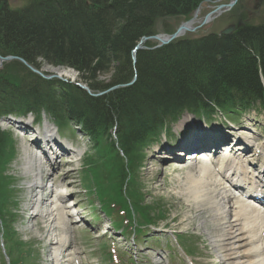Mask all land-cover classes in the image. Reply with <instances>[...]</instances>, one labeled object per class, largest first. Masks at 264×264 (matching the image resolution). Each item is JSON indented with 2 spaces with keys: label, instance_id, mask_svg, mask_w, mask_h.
<instances>
[{
  "label": "trees",
  "instance_id": "16d2710c",
  "mask_svg": "<svg viewBox=\"0 0 264 264\" xmlns=\"http://www.w3.org/2000/svg\"><path fill=\"white\" fill-rule=\"evenodd\" d=\"M205 1L32 0L13 11L7 0H0L4 56L20 57L39 69L77 71L93 92L126 85L136 75L132 86L100 98L88 96L75 85L64 86L59 96L54 93L58 88L45 91L30 85L17 90L27 96L21 100L11 88L4 90L5 109H12L11 102L18 103L21 112L45 107L55 118L79 122L94 138L106 137L117 124L124 132L119 135L120 148L134 165L137 148L185 109L204 112L212 109V103L226 108L236 101L263 104L259 79V72L264 79L263 27L241 29L230 38L209 36L139 52L133 65L131 52L143 37L156 34L168 20L189 17ZM108 72L109 84L96 79ZM0 106L6 105L0 102ZM7 150L8 141L0 133V165ZM119 170L118 181L123 182L127 169L121 164Z\"/></svg>",
  "mask_w": 264,
  "mask_h": 264
},
{
  "label": "rangeland",
  "instance_id": "374dc122",
  "mask_svg": "<svg viewBox=\"0 0 264 264\" xmlns=\"http://www.w3.org/2000/svg\"><path fill=\"white\" fill-rule=\"evenodd\" d=\"M9 2V7L13 10H19L22 8H25L32 0H7ZM234 0H222L219 4L221 5H229ZM218 4H203L200 12H199V20H201L204 16H206L208 13L212 11V8L216 7ZM244 15V18L241 16ZM240 17V18H239ZM239 18V21L243 23H250L254 25H260L264 24V0H238L235 6H233L231 11L226 12L222 17L214 21L212 24L207 25L203 28H201L198 32L193 34H188V38L196 39L198 37H201L203 35H206L208 33L217 34L222 29L224 30L225 27L229 24H233L234 21H236ZM173 20H171L172 22ZM170 22V23H171ZM179 24V23H177ZM171 25V30L173 32L179 25ZM162 24H160L159 29L161 28ZM163 27V26H162ZM175 28V29H174ZM215 32V33H213ZM151 45H157L156 42L148 41ZM147 43V44H148ZM147 45L146 48L150 45ZM146 45V44H145ZM153 48V47H152ZM148 49V48H147ZM19 59H22L19 57ZM1 64V62H0ZM32 67V64H28ZM23 66V65H22ZM34 67V66H33ZM39 69V68H38ZM44 72L57 74L59 72L60 74L63 73V79L64 81L70 83V84H78L82 83L81 77L79 76V73L77 71L68 69V68H50L48 66H43L41 69ZM28 68L25 69L24 66L21 67L20 65H17L16 63H13L11 61H6L0 66V87L1 85H5L2 82L7 81L8 79H11L9 81V84H14L15 82H20L22 80H27L29 78ZM111 72L105 73V74H99L96 76V79L101 81L102 83L109 84L112 81V75ZM81 79V80H80ZM233 82V81H232ZM8 88L7 90H10ZM6 90V91H7ZM192 90V89H191ZM17 104H13L12 106H16ZM27 158H25L22 163L25 164L27 162ZM188 171H192V168L188 169H180V170H171L168 175L163 176L160 174V171L154 170L153 172L147 171L143 173L142 175V184L146 187V192L148 195V203L147 205H150L154 208H156V205L159 206L160 210L164 211L166 222L170 225L171 228H175L181 231L190 232L191 234L197 233L198 236H204L205 233L208 234V237L212 235V230H214L216 227L215 222H213L212 213L208 210V205H197L188 203L187 199L189 197L188 192V186L183 181L186 179V173ZM11 174L15 175V181L16 183L21 186L22 179L19 180L21 177L20 168L16 167L11 171ZM160 182V183H158ZM187 193V194H186ZM18 194L20 197V200L22 201L23 205V190L19 187L18 188ZM82 204H84V207L79 205L81 202L74 206L77 210H81L82 213H85V209L89 211H93L94 208H90V201L88 200H81ZM42 210L48 211L49 208H45L43 206H39ZM216 212V211H215ZM217 214L214 213V215ZM42 219V218H41ZM49 217L46 218L43 221H38L37 227L32 232V238L31 240L29 238H24V240H27L26 243H29L32 245L33 250H35V259H33L32 264H41L43 254L45 253V246L43 244V241H47L49 234H48V228H45V225L42 224V222L49 221ZM52 222V221H51ZM165 222V223H166ZM160 223L162 228L165 227V229H168V227L163 226ZM47 227V226H46ZM67 228V227H66ZM170 231V230H167ZM59 233L62 234V231L60 230ZM38 237V238H35ZM29 239V240H28ZM196 239V238H195ZM75 241H81L86 243L85 245H88L87 243L88 238L82 237V236H74ZM197 241V250L199 252L200 257H211L209 248L206 246V238L205 236ZM205 241V242H204ZM142 243V240L140 241ZM80 244V243H79ZM81 245V244H80ZM81 245V246H85ZM98 246L101 247V243L94 242L90 243L89 246H87L85 249H91V251H95L98 249ZM41 250V251H40ZM109 252V251H108ZM216 256V255H215ZM98 257V256H97ZM118 257V263L119 264H131L129 262V259L127 256H120ZM99 263L104 264H112V259L109 261L103 262L101 258L98 259ZM86 262V261H85Z\"/></svg>",
  "mask_w": 264,
  "mask_h": 264
},
{
  "label": "bare ground",
  "instance_id": "6f19581e",
  "mask_svg": "<svg viewBox=\"0 0 264 264\" xmlns=\"http://www.w3.org/2000/svg\"><path fill=\"white\" fill-rule=\"evenodd\" d=\"M257 26L264 28V24ZM21 61L26 63L24 59H21ZM57 75L65 79L63 78V73L60 74L57 72ZM83 86L84 85L80 83V87ZM96 132L97 130L94 133ZM123 133L124 132L121 134ZM211 138L216 140L215 135ZM224 159H231V157L226 154ZM254 160L256 161L255 158ZM224 161L219 167H215L213 163H208L197 166L193 169L194 171L186 173L187 177L184 183L188 186L187 193L189 197L187 201L195 206L198 204L201 206L208 205V210H217L214 222L218 223L219 228H221V231L218 230V232L221 233V247L224 253L227 254V259L224 260L225 262H230L233 256V260L239 259V261L236 262L237 264H243V260H246L248 264H264V217L259 216L261 214L260 210L257 213L255 209H251L244 202L240 201V199L235 196L234 192L232 193L234 198L232 195H227V190L224 189L228 187V182L224 178L221 179V172L226 166ZM240 168L241 166L237 165L235 170L237 171L238 169L239 171ZM249 180L255 182L258 188L263 189V187L259 186L260 171L249 178L242 179L241 182H248ZM224 181H226L227 185ZM35 182L36 185L39 184L37 180H35ZM38 188L40 187H37V189ZM55 200L54 206L52 210H50L52 221L58 224L61 222V225L64 226L66 217H70V215H66L65 212L68 208H63L58 204L61 199L56 194ZM221 206L227 209V212H222ZM52 236L54 235L52 234ZM60 237L61 238L55 239L58 241L56 245H59L57 248L61 251L66 245L67 237L65 234ZM243 250H246V252ZM55 254L56 257L60 255L56 249Z\"/></svg>",
  "mask_w": 264,
  "mask_h": 264
},
{
  "label": "water",
  "instance_id": "95a60500",
  "mask_svg": "<svg viewBox=\"0 0 264 264\" xmlns=\"http://www.w3.org/2000/svg\"><path fill=\"white\" fill-rule=\"evenodd\" d=\"M223 8H224V7H220V8H218V10L223 9ZM218 10H217V11H218ZM217 11H216V12H217ZM216 12H215V13H216ZM209 18H210V17H208V18L205 19L204 24L208 22ZM185 29H190V28H189V26L187 27V26L183 25V26L180 28V31L185 30ZM232 30H233V27H232V28H229L228 30H226V31L223 32V35H229V34L232 32ZM139 48H140V47L138 46V47L136 48V50H139ZM134 83H135V80H134L132 83H130L128 86H131V85H133ZM80 89H82V90H84V91H85V90L87 91V89H86L85 87H80ZM88 93H90V92H88ZM90 95H91V94H90Z\"/></svg>",
  "mask_w": 264,
  "mask_h": 264
}]
</instances>
